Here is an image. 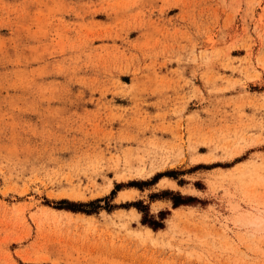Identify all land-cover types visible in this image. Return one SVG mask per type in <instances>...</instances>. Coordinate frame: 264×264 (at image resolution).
<instances>
[{
	"label": "rangeland",
	"instance_id": "rangeland-1",
	"mask_svg": "<svg viewBox=\"0 0 264 264\" xmlns=\"http://www.w3.org/2000/svg\"><path fill=\"white\" fill-rule=\"evenodd\" d=\"M0 264H264V0H0Z\"/></svg>",
	"mask_w": 264,
	"mask_h": 264
},
{
	"label": "trees",
	"instance_id": "trees-1",
	"mask_svg": "<svg viewBox=\"0 0 264 264\" xmlns=\"http://www.w3.org/2000/svg\"><path fill=\"white\" fill-rule=\"evenodd\" d=\"M178 204L180 205V203L174 202V206H175V207L179 206ZM59 209H64V208H61V207H60ZM89 214H90V213H89ZM143 224H145L144 221H143ZM160 226H161L160 224H157V225H155V226H153V227H154V228H157V227H160Z\"/></svg>",
	"mask_w": 264,
	"mask_h": 264
}]
</instances>
